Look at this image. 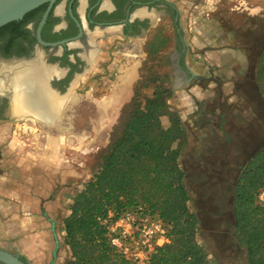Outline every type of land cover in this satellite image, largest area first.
<instances>
[{
    "label": "rangeland",
    "instance_id": "obj_1",
    "mask_svg": "<svg viewBox=\"0 0 264 264\" xmlns=\"http://www.w3.org/2000/svg\"><path fill=\"white\" fill-rule=\"evenodd\" d=\"M175 1L181 9V28L184 30L183 33L187 42L190 44V51L192 54H198L204 47L210 46L209 42L197 43L196 45L195 40L191 37L193 33L191 17L194 13H197V6H203V0L194 2H192L193 0ZM241 5L249 10L251 8L258 9L264 7V0H215V2H212L211 7L213 12L209 13V16L223 22L229 30L241 31V35L244 36L241 39L238 37V41L241 42V45L246 48L250 55V58L248 57L249 69L246 71V76L238 75L239 63L235 61L229 79L227 78V82L222 84L220 93L217 90V85L213 82L209 86L213 89V92L209 93L204 100L197 95L198 89L196 90L197 94L194 93V87L178 88L179 78L174 77L170 60L175 54L172 53L174 52L175 31L171 22L168 21V27H165L168 40L160 48L158 54L147 55L145 51L137 49L136 56H133V50L125 49L120 51L127 52L128 55L122 56L117 50L114 57L115 59L120 58V60L117 65L110 69L109 74L106 70L99 69L98 72L101 76L97 77L96 75L99 74L97 73L98 68L89 71V75L85 77L83 83L81 82L80 85L77 84L73 88L74 103L71 110L68 111L71 114V123L68 126L64 125L66 128L60 130L58 127L50 128V125L45 126L43 124H36L28 128L18 125V128L24 129L23 132L21 130L19 132L26 145L15 152L11 150V138L0 140V148L7 155L6 163H8V167L3 165L6 174L12 171L14 167L22 171L26 165L32 164V160L39 159V157L36 158V155H38V152H42L46 144L50 143L47 139L50 137L56 138V135L60 136H57L60 138L59 140H55L59 143L50 148L57 151V157L60 156L58 160L62 158L68 160L64 163L60 162L57 173H54L56 176L54 188L47 190L49 194L42 197L39 206H27L21 203L27 200L33 191L37 193V188L31 187V185L29 187L25 183L27 181L19 182L20 178L14 180L15 178L11 179L7 175L4 177L5 181H3V186L0 188V246L18 241V236L21 233L19 226L23 225L25 217H28L26 215L32 212L40 216V223L44 224V227L49 230L54 247L55 239L51 220L56 221L55 229L61 242L59 254L61 260L65 258L64 264H66L71 252L64 242L62 227L63 219L69 213L74 197L99 169L107 148L112 140L120 135L122 124L126 121L134 100L140 105L144 104L145 100L152 97L157 89L166 88L170 90V96L166 99L167 104L171 107L172 112L178 113L182 118L186 128L187 140L183 150L185 155L181 158V165L183 169H186L191 180L190 183H192L187 187L191 198L190 208L199 218L197 239L208 253L210 264H249L247 249L239 242L235 234V214L231 209L229 213L227 212L229 206L227 207L226 201L224 207L218 201L225 196V187L216 183L207 185L201 180L200 177H203L201 174L196 173V177L192 173L194 162L200 160L194 154L202 150L203 159L215 152H219V155L224 157L228 148L225 149L223 141L227 138L232 141L231 152L235 153L237 152L236 148L241 147L244 149L243 152L247 153L248 160L252 158L256 150L264 147V72L261 70L264 40L259 38L261 35L264 36V13L261 15L253 11L252 14L245 12L237 15L230 11L232 7H240ZM108 37H114L113 33L102 35V33L96 32L94 34V38L99 44H104ZM102 55L103 58L100 59L108 58L104 54ZM254 67L256 68L255 71ZM124 69L125 75H128V80L124 81V77H122V81L127 83L125 87H122L125 88L123 98L120 103L115 105V109L113 107L110 110V116H105V104L108 107L116 99L115 96L111 97L115 95V92H112L114 89L113 84L116 82L118 74H121ZM137 69L139 75L129 96L127 93L130 90L128 83L135 79ZM253 75L255 76L253 85L245 83L247 79L252 80ZM231 83L234 85L233 89L228 87V84ZM127 96L129 98L126 101ZM122 101L124 102L122 103ZM203 102L208 106L204 111L211 116L212 122H209L208 125L213 130L211 131L207 129V126L202 125L203 129L201 131L204 130V132L196 135L193 115L195 108ZM103 116L104 119H102ZM161 121L166 127L170 125L169 116L163 115ZM14 129H16V126H14ZM197 131L199 130L197 129ZM201 134H203L202 141L199 140ZM67 136L69 141L65 142L64 139H61ZM208 141L215 142L209 143ZM208 144H211V146ZM244 146H246L247 151H245ZM33 152L35 156L31 154ZM234 153L230 159V174L227 164L224 168L226 171L211 174L214 179L219 180V175L226 176L228 179L239 176L234 166L240 158L238 154ZM221 159L222 163L226 159L228 161V157ZM44 164L41 163L42 166ZM46 165L48 166V164ZM50 166L55 167V163ZM192 180H200L203 186L198 182L194 184ZM40 192L41 194L45 193V191L42 192V189ZM228 205L230 204L228 203ZM29 207H33V210H30ZM52 210L54 215H58L56 219L51 217ZM31 254L29 253V255Z\"/></svg>",
    "mask_w": 264,
    "mask_h": 264
},
{
    "label": "flooded vegetation",
    "instance_id": "obj_2",
    "mask_svg": "<svg viewBox=\"0 0 264 264\" xmlns=\"http://www.w3.org/2000/svg\"><path fill=\"white\" fill-rule=\"evenodd\" d=\"M194 1L196 0H193L192 2ZM212 2H215V0H203V5L206 7V13H204L203 16H206L211 21L214 19L213 17L209 16V13L213 12L211 9ZM45 4L42 9L36 11L32 10L30 13H26L22 19L17 20L16 22H9L6 25L0 27V67L16 66L23 63L24 65H29V62L32 60L34 61L39 55H42L45 65H48L49 67L60 72V74H55L50 78L48 81V86L60 96H64L65 99L67 97L63 109L65 114L62 117L63 119L61 118V123L66 126L71 123V114H69L68 111L71 110L72 104L74 103L73 88L76 87L77 84L80 85L81 82L83 83L85 77L89 75L88 73L93 67L94 62L98 58H103L102 54L107 56V60L104 58L105 61L103 60L102 63L100 65L98 64L96 67L101 66V69L106 70L107 74H109V66L113 63V59L115 58L114 56L115 53H117V50L122 56L128 54L127 52L120 50H133L135 54H133V56H136V49H141L142 47L143 52L145 51V53L149 55V47L154 42H167L168 34L165 31V27H168V21L171 22L175 31L173 48L174 52H172L175 54L174 57H170V60L172 64V73L174 74V77L179 78L178 88L185 89L196 86L202 91H207L210 83L213 82L217 85V90L219 92L222 90V84L227 82V78L229 79V74L232 72L231 70L234 63L228 61L225 65L220 64L208 67L209 70H211V75H204V73L208 74V72H204L205 70L203 69V66L207 67L208 65L205 61H202V59L206 54L214 50H218V48L214 46L212 42H209L210 46L204 47L198 54H192L190 51V44L187 42L186 36L183 33L184 30L181 28V9L175 0H56V2L51 7L46 22L41 29V38L44 42L51 43L48 45H44L39 41L37 33L44 14L49 7V3ZM198 14V12L194 13L193 16H198ZM193 16L191 17L193 26V33L191 34V37L194 40L196 35L201 37V34H199L200 30L196 29V27H203L204 22L202 19L200 20L193 18ZM214 20V23L219 22H217L216 19ZM218 25L219 34L222 33L221 40L229 49L233 50L235 46H239L240 49L244 50L247 71L249 69L248 60L250 55L246 48L241 45V42L238 41V37L241 39L244 35H241V31H232L235 33L234 37L233 39H229V36L227 35L231 30L224 26L223 22H220V24L218 23ZM96 32H100L102 35L113 33L114 37H108L104 44H99L94 38V34ZM259 38L260 40L261 38L264 40L263 35L259 36ZM223 39H225V41H223ZM64 40L65 43L63 44L58 43L57 45H52L53 43ZM108 41H112L111 44H113V50L110 53L111 55L107 53L108 50L104 48L102 50V46H107L109 44L107 43ZM204 42L199 40L200 44ZM259 43H261V41H259ZM138 44H140L139 46L141 47H138ZM110 46L111 45H108V47ZM111 59L112 62L109 63ZM216 62L217 59L215 63ZM237 62L239 63L238 60ZM214 68H218L217 73L214 71ZM255 69L256 68L254 67V71ZM246 71L244 74H241L240 70H238L237 73L243 77L246 76ZM98 73L99 74L96 76L100 77L101 74L100 72ZM104 75L106 76V74ZM254 77L255 76L253 75L252 80H245V83H250L253 85L255 80ZM1 79L2 78H0V80ZM106 83L107 81L105 84ZM124 84L127 83L124 82ZM70 90L73 91H71L72 96L68 97V95L71 93H69ZM6 91L3 90L0 92V140L8 137L11 138V150L12 152H15L18 149L21 150L26 145L19 132L20 130L22 131L24 129L21 127L18 128V125H22L24 127L25 122L31 120L35 121V123L39 125L43 124L46 126L52 124L50 127H56V123L59 120L57 118L60 117L57 116L56 118H52L47 123L32 113L24 114L14 112L15 110H13L11 107L10 101L11 92L8 90ZM210 117L211 116L206 113L204 109L199 107L195 108L193 118L195 119V122L199 123V126L206 123V121L207 123L212 122ZM14 126H16V129H14ZM57 136L59 135H56V139L59 140L60 136ZM50 139L53 138L50 137L47 139L50 143L46 144L45 148L43 149L46 150L47 153L49 150L57 152L56 150L50 148L53 147L51 146V143L54 142ZM61 139H64L65 142L69 141L68 136ZM223 142L225 149L229 148L231 150L227 149L224 157H221L222 155H219V152H215L213 155L210 154L209 156H205L206 158L204 157V159L200 158V160L194 162L192 173H194L196 177V173L201 174V176H203L200 177L201 180L204 183H207V185L216 183L220 186H224L226 194L218 201L221 205H223V207L226 201L227 207L229 206L227 212L229 213L231 209L235 214V187L249 160L247 158V153L243 152V148H236L237 152L233 153L238 154L240 160L236 162L234 168L237 169L236 173H239V176L228 179L226 176L223 177L222 175H219V180L222 181L214 179L211 174H219L221 171H226L224 168L227 166V164L229 174L231 170L229 165L230 159L233 156V153L231 152L232 141L230 139H228V141L225 139ZM244 148L245 151H247L246 146H244ZM257 151L258 150H256L255 153ZM0 156H2V158H0V188H2V183H4L3 181H5L4 177L6 175L8 177L13 175L14 178H17V168L14 167L12 171L7 172L8 174H6L4 172V167H8V163H6L7 155L4 154V150L2 151L1 148ZM40 156L36 157L38 158ZM45 157L49 158L50 156H43V158ZM226 157H228V161L226 159L224 163H222L221 158ZM53 158L57 159V157ZM65 161L67 162L68 160H65L64 158L58 160L59 165L60 162L64 163ZM184 170L186 183L187 185H190L192 184L190 183L191 180L186 172V169ZM51 174L53 175V172ZM192 182L194 184H197L196 182L201 184L200 180H192ZM228 203L230 205H228ZM27 215H31V213ZM34 215L35 213H33V216ZM54 216L57 217L58 215H54L52 210L51 217ZM28 218L31 217L28 216ZM4 246L1 245L0 248L6 249ZM6 250L14 254H18L22 260L26 261L28 264H31L30 260L24 254L9 249Z\"/></svg>",
    "mask_w": 264,
    "mask_h": 264
},
{
    "label": "trees",
    "instance_id": "obj_3",
    "mask_svg": "<svg viewBox=\"0 0 264 264\" xmlns=\"http://www.w3.org/2000/svg\"><path fill=\"white\" fill-rule=\"evenodd\" d=\"M165 44L154 42L149 55L158 54ZM169 93L161 88L144 104L134 100L99 169L74 197L62 227L71 252L66 264H134L110 246L104 220L137 205L157 214L168 227L170 242L156 248L154 264H210L197 239L199 218L189 205L180 160L186 128L167 104ZM163 115L170 118L167 127L162 124ZM263 187L264 147L249 160L234 192L235 234L247 249L249 264H264V204L256 201Z\"/></svg>",
    "mask_w": 264,
    "mask_h": 264
},
{
    "label": "crops",
    "instance_id": "obj_4",
    "mask_svg": "<svg viewBox=\"0 0 264 264\" xmlns=\"http://www.w3.org/2000/svg\"><path fill=\"white\" fill-rule=\"evenodd\" d=\"M205 8H206L205 5L198 6L196 9H197V12L199 14H198V16H195V15L193 16V18L200 19V20L202 19L204 22L203 27H200V28L196 27V29L200 30L199 34H201V37L196 35L194 40H195V43H199V40H202L203 42L204 41L212 42L213 45L218 48V50H214L212 52H209L208 53L209 55L206 54L205 57L202 59V61H205L208 65L207 67L203 66V69L205 70L204 72H208V74L204 73V75H207V76L211 75V70H209L208 67L220 65V64L225 65L226 62H228V61L235 63V61H237V60L239 61L238 69L240 70L241 74H244V72L246 71V68H247L244 50L240 49L239 46H235L233 48V50H231L222 42V40H221L222 33L218 34L219 33L218 23L220 24L221 21L218 22L216 20L218 23H214L215 22L214 19H212V21H211L206 16H203L204 13H206ZM246 8L241 5L240 7L239 6L232 7L230 11H232V13H235L237 15L245 13V12L248 14H252V13H254L253 11H255V13H258L261 15L264 13V7H259L258 9H256V8L252 9L251 8V10L246 9ZM234 34H235L234 32L230 31L227 36H229V39H233ZM107 43H109L108 45H111V46L108 47V45L106 44L107 46H102V50L104 48V49L108 50L107 53L110 54L111 51L113 50V44H111L112 41L111 42L108 41ZM139 45L140 44H138V47H141ZM140 50H142V47ZM136 52H137V49H136L135 53ZM216 59H217V62L215 63ZM105 60H107V59L105 58ZM119 60H120V58H117V59L114 58L113 63L109 66V69H112L115 65H117ZM102 61L103 60L98 58L94 62L91 70L94 68H98L97 69V73H98V70L101 69V66H98V67H96V66L98 64L100 65L102 63ZM110 62H112V59L109 61V63ZM217 69L218 68H214V71L216 73H217ZM136 72H137V75H136L135 79L132 82L128 83L130 90L127 89V90H129V92L127 91V93L129 94V96L135 87V84H136V81H137V78L139 75L138 69ZM124 74H125V69L121 74H118L117 81L113 84L114 89L112 92H115V95H113L111 97L116 96V99L114 100V102H112L111 105L109 104L108 107H106V104H105V108H106V112H107V113H105V116H108V117L110 116V114H111L110 110L113 107L115 109V105L117 103H120V101L123 97V93L125 92V88L123 89L122 87H125L126 84H124V82L122 81V77H124V79H123L124 81L128 80V75H124ZM233 86L234 85L232 83L228 84L229 89H233ZM194 88H195L194 93L197 94L196 90L198 89L197 95H199V98L202 100L206 99L207 95L209 93L213 92V89L211 87L207 91H202V90H200V88H197L196 86ZM129 96H127L125 98L126 101L129 98ZM109 100H111V99H109ZM123 102L124 101H122V103ZM198 107L202 108V109H206L208 106H206L205 102H203L202 104H199ZM187 116H188V114H187ZM184 121H186V120H184ZM189 123H190V121H189ZM193 125L195 127L194 130H195L196 135L204 132V130L201 131V129H203V126H207V129H209L211 131L213 130V128H211V126L208 125L207 121H206V123L203 124V126L202 125L199 126V123H197V122L196 123L194 122ZM197 129L199 131H197ZM202 135L203 134L199 135L200 141L203 140ZM50 140H53L55 142V143L52 142L51 146H55V144L57 145V141H55V140H57L56 138H53ZM226 140L228 141V138ZM213 142H215V141H210L209 143H213ZM208 145L211 146V144H208ZM209 149H210V147H209ZM211 149H214V148H211ZM228 150H231V149L228 148ZM201 151L194 154L197 157H199L198 159H200V157L202 158L204 156L203 154H201ZM32 155L35 156L34 152L32 153ZM48 155L50 156L49 158H47V157L42 158L43 156H48ZM57 155L58 154L56 152H53L52 150H49V152L47 153L46 150L42 149V152H38V155H36V156H40L39 159L32 160V164L26 165L22 171L17 170V173H16L17 176L16 177L18 179L20 178L19 182L20 181L21 182L27 181L25 183H27L29 187L31 185V187L37 188V191H38L37 193H34V191H33L32 195L29 198H27V200H25L21 203H23L27 206H34V205L39 206L41 204L42 197L47 196L49 194V192L47 193V190L49 191V190L54 188V184L56 183L55 182L56 176L54 173H57V167L59 165ZM183 155H185L184 152L182 153L181 158L183 157ZM53 157H57V159H55ZM181 158H180V160H181ZM42 159H43V162H42ZM46 159H47V161H46ZM41 163H43V164L46 163V164H48V166L46 164H44L42 166ZM52 163H55V167L50 166V165H52ZM46 167H49V168H46ZM50 168H53V170H51ZM54 170H55V172H54ZM51 171L53 172V175L51 174L52 173ZM10 177H11V179H14L13 175H11ZM17 178H15L14 180H16ZM41 189H42V192L45 191L44 194H41V192H40ZM29 208H30V210H33V207H29ZM29 213H31V215H26V216H30L31 218L25 217V219L23 221V225L19 226L21 233H20V236H18L19 237L18 241L16 243L9 241L10 242L9 246H8V244L5 246L4 245H2V246H4V248H6V249H9L12 251H17L19 253L24 254L30 260L31 264H48L51 261L50 257H52V250H53L52 248H54L51 236L49 234V230L44 228V224L40 223L41 222L40 216H38V215L33 216L32 212H29ZM53 218L56 219L57 217L54 216ZM29 253H32V254L29 255ZM64 260H65V258L61 260L60 254H59L58 260L55 264H64Z\"/></svg>",
    "mask_w": 264,
    "mask_h": 264
},
{
    "label": "bare ground",
    "instance_id": "obj_5",
    "mask_svg": "<svg viewBox=\"0 0 264 264\" xmlns=\"http://www.w3.org/2000/svg\"><path fill=\"white\" fill-rule=\"evenodd\" d=\"M29 63V65H24L23 63L16 66L0 67V78H2L0 80V92L3 90L11 92L10 101L11 107L15 110L14 112L32 113L47 123L58 116L60 118H57L59 120L56 123V127L60 130L66 128L61 123V118L65 114L63 109L67 97L65 99L64 96H60L48 86L50 78L55 74H60V72L45 65L42 55H39L37 59ZM102 119H104V116ZM33 125H36L35 121L25 122V128Z\"/></svg>",
    "mask_w": 264,
    "mask_h": 264
},
{
    "label": "built area",
    "instance_id": "obj_6",
    "mask_svg": "<svg viewBox=\"0 0 264 264\" xmlns=\"http://www.w3.org/2000/svg\"><path fill=\"white\" fill-rule=\"evenodd\" d=\"M256 201L264 204V187L258 191ZM104 223L110 246L134 264H154L152 254L156 248L170 242L166 224L143 205L111 214Z\"/></svg>",
    "mask_w": 264,
    "mask_h": 264
},
{
    "label": "water",
    "instance_id": "obj_7",
    "mask_svg": "<svg viewBox=\"0 0 264 264\" xmlns=\"http://www.w3.org/2000/svg\"><path fill=\"white\" fill-rule=\"evenodd\" d=\"M56 0H0V27L6 25L9 22L17 21L22 19L26 13L36 9L42 4L49 3L48 10L44 14V17L40 23L38 28V39L44 44L48 45L51 43H46L41 38V29L46 19L48 17L49 11ZM58 43H65L64 41H60L57 43H53L52 45H57ZM52 224V232L55 239V247L52 250V259L48 264H55L58 260L59 250L61 247V242L58 238L56 232V221L51 220ZM0 264H28L26 261L22 260L18 254H14L6 249L0 248Z\"/></svg>",
    "mask_w": 264,
    "mask_h": 264
}]
</instances>
